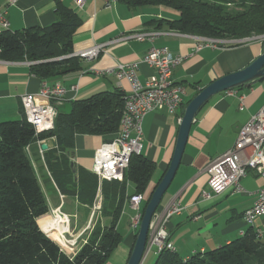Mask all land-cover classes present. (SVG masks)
Returning a JSON list of instances; mask_svg holds the SVG:
<instances>
[{
  "label": "crops",
  "instance_id": "1",
  "mask_svg": "<svg viewBox=\"0 0 264 264\" xmlns=\"http://www.w3.org/2000/svg\"><path fill=\"white\" fill-rule=\"evenodd\" d=\"M58 2L72 8L83 20L73 37L74 53L96 44L110 43L118 37L125 36L128 39L108 44L98 58L84 59L82 70L63 75L59 81L68 89L65 101L87 98L115 87L127 94L129 84L126 80L102 72L113 68L117 61L129 63L141 60L152 46H167L184 57L173 72L174 80L185 86L184 102L176 113L158 110L148 113L143 121L142 155L156 163V170L144 193L146 200L143 205L151 198L172 161L180 122L188 103L215 79L250 64L264 51V43L252 39L234 45L228 43L224 48L204 47L197 51L196 39L202 36L180 33L170 29L166 23L159 28L148 24L151 19L174 20L179 17V11L163 5L130 7L118 0H83L82 6L76 0H18L15 4L7 5L8 0H0V11L7 7L10 29L13 31L49 26L58 18ZM157 31L160 33L158 36ZM139 33H156V38L154 42L139 41L135 39ZM144 38H149V35ZM30 67L31 62L27 60L0 59V123L21 119L23 95L40 91L42 80L31 72ZM154 72L149 65L140 64L139 76L142 81ZM73 85L78 86L77 90L71 88ZM261 94L253 86L223 91L206 102L194 119L181 164L158 209H164L172 199L184 207L182 213L174 215L168 223L175 251L184 259L228 244L241 237L250 227L255 230L264 226V215L255 220L254 226L253 222H246L243 217L244 212L255 203L257 190L264 186V178L253 171H249L241 180L245 190L243 193H233L227 189L211 199L201 196L203 190L210 191L207 165L235 144L242 126L263 107L264 97ZM240 95L244 96L243 109ZM108 139L101 135L77 134L73 158L76 166L90 170L96 150ZM53 141L45 140L48 148L53 145ZM41 154L34 148L32 159L47 196L54 194V207L63 203L62 209L70 216L81 208L89 210L82 227L78 229L81 235L91 222V208L87 205L79 207L76 199L64 197L54 189ZM134 192L133 183H128V195ZM61 195L64 197L62 201ZM136 214L128 198L117 226L123 236L122 244L118 245L106 264H127L138 232L131 226V219ZM42 217L38 219L39 224ZM76 224L73 226L74 231ZM46 226L43 230L54 238L45 229ZM150 252L143 264H152L154 258L147 263L152 256ZM157 253L154 252L155 255Z\"/></svg>",
  "mask_w": 264,
  "mask_h": 264
},
{
  "label": "trees",
  "instance_id": "2",
  "mask_svg": "<svg viewBox=\"0 0 264 264\" xmlns=\"http://www.w3.org/2000/svg\"><path fill=\"white\" fill-rule=\"evenodd\" d=\"M130 7L168 6L180 12L174 20L151 19L158 28L166 23L184 34L214 39L237 40L264 34V0H118ZM57 20L49 26L7 30L0 34V59L31 62V72L41 80L55 83L70 72L82 70L84 59L74 55L73 37L82 18L61 2ZM237 43H231L234 45ZM126 94L115 87L72 101L70 114L58 112L54 128L36 135L32 124L22 117L0 123V264H106L122 242L118 222L128 195V183L134 194L145 193L156 163L142 154L131 158L124 181L103 180L74 163L77 134L107 136L119 132ZM53 139L41 152L48 178L59 193L92 206L100 189L103 196L101 217L93 220L72 256L59 244L49 201L42 179L34 165V148L40 154V140ZM108 139V140H109ZM74 163V167L72 166ZM133 194V195H134ZM148 202V201H147ZM142 207L144 208L147 204ZM47 214V215H46ZM45 215V216H44ZM40 219V224L38 219ZM52 233L47 235L43 227ZM153 264H264V242L250 227L228 244L198 253L189 259L164 249Z\"/></svg>",
  "mask_w": 264,
  "mask_h": 264
},
{
  "label": "built area",
  "instance_id": "3",
  "mask_svg": "<svg viewBox=\"0 0 264 264\" xmlns=\"http://www.w3.org/2000/svg\"><path fill=\"white\" fill-rule=\"evenodd\" d=\"M17 2L18 0H8L7 5ZM76 3L82 6L83 0H76ZM7 30L11 29L6 7L0 11V34ZM158 35L160 33L157 31ZM155 38H142L139 36L135 39L154 42ZM126 40L128 39H125V36L118 37L111 40L110 43L96 44L90 48L80 50L74 55L82 59H96L108 44ZM196 41L195 50L197 51L204 47L224 48L228 46L217 45L215 41H205V39H196ZM183 60L182 55L173 52L167 46H152L141 60L129 63L117 61L113 68L102 72L103 74H113L119 80H126L129 84V91L125 96V107L119 132L114 138L105 141L96 150L94 156L90 170L97 175L100 183L103 180L124 181L131 158L134 155L142 154L143 121L148 113L164 109L170 113H176L180 108L184 102L186 90L183 84L174 80L173 72ZM141 63L149 65L155 71L145 81H142L139 76ZM77 87V85L71 86L73 90H77ZM67 91V87L60 81L50 83L47 80H42L38 93L23 95L24 117L27 122L33 125L36 135L54 128L55 118L58 114L56 105L65 101ZM239 98L241 109H243L244 96L240 95ZM43 142L45 140H40L38 143L42 145ZM43 151L41 148V152ZM206 170L209 173L208 186L210 191H202L201 196L204 199H211L227 189H231L233 193L245 192L241 180L249 171H253L264 178V105L242 126L235 144L213 159L207 165ZM99 192L101 193V191ZM99 192L96 200L103 199L102 194H99ZM256 193L255 203L244 212L243 216L246 222H253V226L255 220L264 215V186L260 187ZM129 200L137 211V214L131 219V226L138 230L143 217L142 203L145 198L143 194L139 193L132 195ZM93 208L98 211L102 207ZM183 210L184 207L175 199H172L164 209L156 211L150 223L147 254L152 248H156V252H161L164 249L175 250L168 231V223L174 215L182 213ZM53 211L54 216L69 219L66 214L61 212V206ZM68 221L70 223V220ZM91 224L87 229L91 228ZM69 231L70 228L66 233H69ZM255 231L260 238L264 237V226L256 228ZM47 235L49 234L47 233ZM66 242L71 245L70 251L76 254L79 250L76 238L66 239ZM60 246L62 247L61 244ZM62 249L67 251L65 247H62Z\"/></svg>",
  "mask_w": 264,
  "mask_h": 264
},
{
  "label": "water",
  "instance_id": "4",
  "mask_svg": "<svg viewBox=\"0 0 264 264\" xmlns=\"http://www.w3.org/2000/svg\"><path fill=\"white\" fill-rule=\"evenodd\" d=\"M264 79V51L257 56L250 64L241 70L226 74L215 79L209 85L200 90L185 108L182 120L180 122L179 133L176 142L175 152L172 161L158 182L151 198L148 200L140 226L137 232L136 241L132 247L127 264H142L148 247V238L151 220L158 211L162 199L169 189L176 172L181 164L182 156L185 151L191 126L196 118L197 113L202 106L208 102L214 95L238 87H251ZM58 112L70 114L73 111L71 101H64L56 105ZM41 148L46 150L47 143H42ZM74 167V163H72Z\"/></svg>",
  "mask_w": 264,
  "mask_h": 264
},
{
  "label": "rangeland",
  "instance_id": "5",
  "mask_svg": "<svg viewBox=\"0 0 264 264\" xmlns=\"http://www.w3.org/2000/svg\"><path fill=\"white\" fill-rule=\"evenodd\" d=\"M261 36V37H260ZM263 36H264V34L263 35H253V36H250V37H247V38H252V37H258V39L256 38V39H253V40H258V41H260V42H262V43H264V39H262L263 38ZM247 38H244V39H247ZM244 39H237L238 41H239V43L240 42H243L244 41ZM253 87L255 88V89H258V90H260V92L262 93L261 95H262V97H264V79L262 80V81H260V82H258V83H256V84H254L253 85ZM44 190H45V188H44ZM100 191V189L98 190V192ZM98 192H97V194H98ZM45 193H46V190H45ZM99 194H101L100 192H99ZM141 194H143V196H144V198L146 197L145 196V194L144 193H141ZM47 195V194H46ZM64 197H65V195H64ZM64 197H62V195H61V201H62V199L64 198ZM103 197V196H102ZM47 198H48V201H49V206H50V211L47 213L48 215H51L52 217H54V211L53 210H55V208H57L58 206H61V212H63L64 214H66L68 217H69V220H70V222H71V224L69 223V228H70V231H69V233H66L65 234V237H66V239H68V240H71V239H73V238H76V241H77V248H79L80 247V239H81V236L79 235V233H78V229L80 230V228L82 227V224H83V221L85 220V217L86 216H88V211H86V210H84L83 208H81L80 210H78V211H76L75 212V215L73 214V215H69V214H67L63 209H62V207H63V203H59V205L58 206H55L54 207V205H53V200H54V194H49V196H47ZM72 198V197H71ZM96 198H97V195H96V197H95V199H94V202H95V200H96ZM73 199H76V198H73ZM77 200V202H78V206L79 207H81V206H83V204H81L80 202H79V200L78 199H76ZM145 200H146V198H145ZM51 201H52V203H51ZM165 202V199L163 200V203ZM163 203H162V205H163ZM103 204V203H102ZM93 205H94V203H93ZM93 205L92 206H90V205H87V206H89L90 208H91V212L93 213V216H92V219H91V222H90V224L91 223H93V220H96L97 218L98 219H100L103 223H104V221H107L108 222V220L106 219L105 220V218H104V220H103V218L101 217V211L100 210H94V208H93ZM145 205V203L142 205V206H144ZM161 205V206H162ZM54 219V218H53ZM77 223V224H76ZM76 224V230L74 231V229H73V226ZM89 224V225H90ZM93 226H94V223L93 224H91V228H89V229H92L93 228ZM53 227H54V229H56L55 228V225L53 224ZM89 227V226H88ZM86 231V230H85ZM84 231V232H85ZM45 232V231H44ZM83 232V233H84ZM46 233V232H45ZM47 234V233H46ZM80 236V237H79ZM62 241L59 239V243L62 245L63 243H61ZM263 242H264V240H263ZM121 244H122V242H121ZM70 244H67L66 246H63V247H65V250H67V251H70V247H71V245L69 246ZM121 246V245H120ZM116 250V249H115ZM114 250V251H115ZM152 252H150L151 253V257L149 258V260L147 261V263H149V262H151L152 261V258H154V260H155V257H156V255L154 254V252H156V248H152ZM157 253V252H156ZM113 254V253H112ZM111 257V256H110ZM152 261V264L155 262V261ZM144 263V262H143ZM142 263V264H143Z\"/></svg>",
  "mask_w": 264,
  "mask_h": 264
},
{
  "label": "bare ground",
  "instance_id": "6",
  "mask_svg": "<svg viewBox=\"0 0 264 264\" xmlns=\"http://www.w3.org/2000/svg\"><path fill=\"white\" fill-rule=\"evenodd\" d=\"M145 35H149V37H155L156 33H139L137 36L144 38ZM261 37V36H260ZM258 39V37H252V38H247L244 39V41L252 40V39ZM198 39H205V41H215L217 45H227L228 43H239L238 40H225V39H214V38H209V37H199ZM264 39V36L263 38ZM102 206V199H97L96 202L94 203V207H101ZM54 225H55V231L57 232L59 239L62 241V247L67 245L66 239H65V233L69 228V219L68 218H63V217H58L54 216ZM175 251V250H172ZM67 254L74 256L75 253H72V251H66Z\"/></svg>",
  "mask_w": 264,
  "mask_h": 264
}]
</instances>
